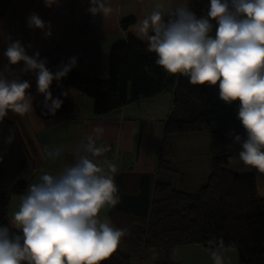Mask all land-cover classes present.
<instances>
[{"label": "clouds", "instance_id": "1", "mask_svg": "<svg viewBox=\"0 0 264 264\" xmlns=\"http://www.w3.org/2000/svg\"><path fill=\"white\" fill-rule=\"evenodd\" d=\"M52 3L45 0L46 6ZM90 4L93 16L113 11L102 0ZM28 27L51 37L50 25L37 14L28 18ZM137 31L146 39L147 51L155 54V64L166 73L185 76L192 86H218L220 100L229 105L238 102L237 118L247 134L246 139L235 136L242 149L239 159L264 172V0H210L201 16L187 4L157 0L138 22ZM4 56L10 66L23 63V73L36 74L37 92L45 97L44 114L55 116L63 101L54 99L49 89L76 66V58L53 74L39 52L30 57L26 47L10 37ZM10 74L7 66L0 72V121L9 112L24 116L34 111L30 83L18 76L9 78ZM102 133L101 127L93 128L77 148L75 163L45 172L28 185L10 226L0 225V264H103L117 250L126 230L111 226L100 215L120 202L115 166L98 159L109 151L97 145ZM13 140L9 135L4 142L10 145ZM63 151V146L42 148L52 164ZM208 245L214 264H225L219 250L223 240L213 238Z\"/></svg>", "mask_w": 264, "mask_h": 264}, {"label": "trees", "instance_id": "2", "mask_svg": "<svg viewBox=\"0 0 264 264\" xmlns=\"http://www.w3.org/2000/svg\"><path fill=\"white\" fill-rule=\"evenodd\" d=\"M12 1L0 0V19ZM187 5L201 16L206 14L210 0H188ZM133 24L131 18L121 22L127 39L110 48L106 80L71 70L59 83L90 98L96 116L171 94L173 107L163 122L158 156L160 171H171L172 136L206 134L217 146L212 150L209 176L201 188L191 192L157 181L150 201L149 191L133 197L134 206H140L137 214L146 218L145 226L132 231L134 243L128 251L117 248L103 264H128L134 255L143 261L148 252L156 253L154 264H176L169 258L174 248L199 246L208 250V241L213 238L223 240L224 247L219 250L236 251L237 264H264V198L258 194L252 173L236 174L229 169L230 145L235 143V136L247 138L237 118L238 102L229 105L220 100L218 86H192L187 77L166 73L155 64L156 56L147 51L146 43L130 34ZM50 92L63 104L55 116L44 114L45 97L38 94L33 102L37 118L53 120L77 112L70 100ZM9 135L14 136L10 145L4 142ZM0 156V225L10 226V198L25 194L24 177L32 159L16 123L8 118L0 121Z\"/></svg>", "mask_w": 264, "mask_h": 264}, {"label": "crops", "instance_id": "3", "mask_svg": "<svg viewBox=\"0 0 264 264\" xmlns=\"http://www.w3.org/2000/svg\"><path fill=\"white\" fill-rule=\"evenodd\" d=\"M187 1L173 0V3L187 4ZM102 2L113 9L110 14L101 13L95 16L90 14L88 11L91 6L90 0H53L50 7L46 6L45 0H13L0 19V72L7 66L11 73L9 78L18 76L19 79L29 82L28 94L33 97L34 102L38 95L36 74L23 73L22 69L25 67L23 63L10 66L4 56L10 37L12 41H20L30 57L39 52L41 60L47 61L46 67L53 74L62 64H67L75 57L77 62L72 68L73 71L87 77L106 80L110 48L127 39L121 22L128 18L133 19L130 34L140 43H146V39L138 34V22L151 12L157 0H102ZM32 14H37L46 26L50 25V38H45L44 31L28 27V18ZM29 45L31 47H28ZM49 90L70 100L76 106L77 112L53 120H41L33 111L24 116L9 112L5 117L16 123L32 159L31 167L24 177L27 189L29 184L38 181L41 174L55 173L64 165L75 163L77 148L86 142L93 128L101 127L103 133L96 141L97 145L103 144L108 147V152H116L129 158L125 162L110 163L116 168L113 175L120 202L114 208L100 214L111 226L126 230L118 249L128 251L129 246L134 243L132 231L145 226L146 218L137 214L140 206H134L133 197L149 191L150 201L157 181L168 182L176 188L191 192L206 183L210 172L209 156L211 158L212 154V146L207 138L204 139L205 147L207 146L204 152L196 145L198 148L184 151L182 158L178 156L181 151L180 143L202 141L200 134L172 136L174 155L171 171L158 169L163 122L173 107L171 94L137 101L107 115L96 116L93 112V101L85 95L60 83L58 85L56 81H53ZM44 145L63 146L61 158L55 164L45 158L42 152ZM208 145L211 146L210 149ZM230 150V171L236 174L252 173L256 179L258 194L264 198V172L244 165L238 155L242 150L240 145L231 144ZM195 156L207 158L205 163L208 165L204 172H198L200 161ZM104 166L106 171H110L107 164ZM25 194L10 198L9 225L12 213L18 209ZM220 252L224 256L225 264H237L235 250L226 249ZM134 257L139 256L134 255L132 258ZM192 257L199 260L197 264H214L210 251L199 246L176 247L169 253L170 260L176 264H192L190 263Z\"/></svg>", "mask_w": 264, "mask_h": 264}, {"label": "rangeland", "instance_id": "4", "mask_svg": "<svg viewBox=\"0 0 264 264\" xmlns=\"http://www.w3.org/2000/svg\"><path fill=\"white\" fill-rule=\"evenodd\" d=\"M199 136L202 137L201 138L202 141H197L196 143H194L195 141L194 142L185 143V144H181L180 143V150L182 151V152L180 151L179 152L180 154L178 155L180 158H182L184 151L187 152L188 149H196V148H198L200 146V150L202 152H204L206 150L207 146L205 147V140L204 139L207 138L206 140L209 142L210 141V139H209L210 137H208L206 134H200ZM210 144H211L212 148H211L210 145H208V146H209V149L211 148L212 150L215 148V146H217V144L212 142V141H210ZM196 145H198V147ZM235 145H239V144L235 143ZM195 157H196V159H198L200 161V164H199V167H198V169H199L198 172H201V171L204 172L205 167H207V165H208V163H205V160H207V158L205 159L204 156H200V157L195 156ZM209 160H210V156H209ZM156 257L157 256H156L155 252H148V253L145 254V258H144L145 260L140 261V257H134V258L130 259L128 264H154L155 261H156ZM235 261H237L236 258H235ZM198 262H199V260L198 259H194L193 257L190 260V263H192V264H197Z\"/></svg>", "mask_w": 264, "mask_h": 264}, {"label": "built area", "instance_id": "5", "mask_svg": "<svg viewBox=\"0 0 264 264\" xmlns=\"http://www.w3.org/2000/svg\"><path fill=\"white\" fill-rule=\"evenodd\" d=\"M101 161H107L108 163H117L128 161L129 158L122 154H117L116 152H106L101 157L98 158Z\"/></svg>", "mask_w": 264, "mask_h": 264}]
</instances>
